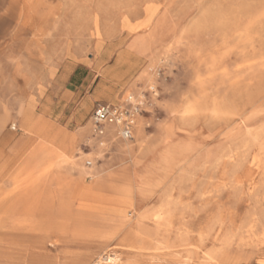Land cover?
Here are the masks:
<instances>
[{"label": "rangeland", "instance_id": "1", "mask_svg": "<svg viewBox=\"0 0 264 264\" xmlns=\"http://www.w3.org/2000/svg\"><path fill=\"white\" fill-rule=\"evenodd\" d=\"M108 256L264 264V0H0V264Z\"/></svg>", "mask_w": 264, "mask_h": 264}, {"label": "built area", "instance_id": "2", "mask_svg": "<svg viewBox=\"0 0 264 264\" xmlns=\"http://www.w3.org/2000/svg\"><path fill=\"white\" fill-rule=\"evenodd\" d=\"M141 105L133 96L122 103H98L92 116L94 134L104 138L114 132L123 139L132 138L137 117L141 114Z\"/></svg>", "mask_w": 264, "mask_h": 264}, {"label": "bare ground", "instance_id": "3", "mask_svg": "<svg viewBox=\"0 0 264 264\" xmlns=\"http://www.w3.org/2000/svg\"><path fill=\"white\" fill-rule=\"evenodd\" d=\"M129 97H130V95H129ZM243 122V121H242ZM226 126V125H225ZM245 126V125H244ZM239 127V126H238ZM221 130V129H220ZM213 136V135H212ZM218 144V143H217ZM220 145V144H219ZM214 147V146H213ZM208 150V149H207ZM212 150V149H211ZM161 153V152H160ZM214 159V158H213ZM156 161V160H155ZM194 161V160H193ZM192 163V162H191ZM94 168V167H93ZM96 169V168H95ZM86 170V169H85ZM96 172V171H95ZM95 175V174H94ZM138 186V185H137ZM137 190V189H136ZM260 193V192H259ZM145 194V193H144ZM256 196V195H255ZM251 197V196H250ZM137 198V197H136ZM147 199V198H146ZM142 205V204H141ZM259 213V212H258ZM198 214V213H197ZM254 214H256V213H254ZM256 216V215H255ZM108 258V262L109 263H111V262H113V264H114V261H115V258H113V257H110V256H108L107 257Z\"/></svg>", "mask_w": 264, "mask_h": 264}, {"label": "crops", "instance_id": "4", "mask_svg": "<svg viewBox=\"0 0 264 264\" xmlns=\"http://www.w3.org/2000/svg\"><path fill=\"white\" fill-rule=\"evenodd\" d=\"M122 102V101H121ZM124 102V101H123Z\"/></svg>", "mask_w": 264, "mask_h": 264}]
</instances>
